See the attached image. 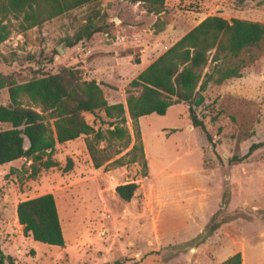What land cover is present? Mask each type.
I'll return each instance as SVG.
<instances>
[{
  "label": "rangeland",
  "instance_id": "rangeland-1",
  "mask_svg": "<svg viewBox=\"0 0 264 264\" xmlns=\"http://www.w3.org/2000/svg\"><path fill=\"white\" fill-rule=\"evenodd\" d=\"M212 14L264 23V0H164L157 15L138 3L96 0L26 30L9 17L10 34L0 43V74L19 81L80 64L75 50L65 48L61 38L71 35L87 17L105 16V22L117 24L128 40L134 32H153L156 18L174 36ZM112 16L119 18L115 24ZM124 45L118 56L131 51L130 60L137 58L140 51L128 42ZM95 54L115 55L114 50L93 51L85 59ZM80 70L90 77L81 64ZM110 76L121 75L115 69ZM202 94L204 100L194 110L212 143L191 125L181 103L163 115L139 118L145 176L137 162L105 167L103 163L94 169L82 135L56 144L49 155L55 165L39 166L33 177L28 158L0 165L3 254L11 257L12 264H217L238 251L241 264H264V144L240 162L227 161L243 154L251 143L264 141V51L241 69L239 77L209 83ZM7 101L6 88L1 87L0 104ZM83 115L93 123L91 114ZM9 127L0 122V130ZM131 180L138 186L126 202L114 187ZM225 188L227 201L222 205ZM45 192L56 204L63 247L24 236L14 216L16 202ZM212 215L222 223L210 235L198 237Z\"/></svg>",
  "mask_w": 264,
  "mask_h": 264
},
{
  "label": "trees",
  "instance_id": "trees-1",
  "mask_svg": "<svg viewBox=\"0 0 264 264\" xmlns=\"http://www.w3.org/2000/svg\"><path fill=\"white\" fill-rule=\"evenodd\" d=\"M94 1L0 0V43L10 34L9 17L18 19L19 28L26 30ZM124 1L141 4L153 15L160 13L164 5V0ZM104 17L97 20L87 17L71 35L61 38L63 46L70 48L96 33H109L112 24L105 22ZM153 28L154 33L161 31L164 22L156 18ZM263 51L264 23L212 14L200 19L131 78L123 89L124 102L108 103L100 82L83 76L78 64L62 65L53 73H42L27 80L16 81L10 74H0V88H6L8 100L0 104V122L10 125L0 130V165L20 157L28 158L31 160L29 176L33 177L39 166L55 165L49 155L56 144L82 135L94 169L103 163L105 167L137 162L141 175L145 176L139 117L151 113L163 115L169 106L181 103L187 107L191 125L198 127L212 143L194 110L204 100L202 92L209 83L219 84L239 77L241 69ZM84 113L93 116V123L85 120ZM263 144L264 141L251 143L243 154L232 155L227 161L240 162ZM42 154L46 155L44 160ZM66 161L69 167L70 159ZM137 186L132 180L117 184L114 191L127 202ZM226 193L225 188L222 205L227 201ZM15 216L24 236L63 247L60 219L50 192L18 201ZM220 223L222 219L216 221L212 215L198 237L210 235ZM0 264H12L11 257L1 249ZM217 264H241L240 253L233 252Z\"/></svg>",
  "mask_w": 264,
  "mask_h": 264
},
{
  "label": "crops",
  "instance_id": "crops-1",
  "mask_svg": "<svg viewBox=\"0 0 264 264\" xmlns=\"http://www.w3.org/2000/svg\"><path fill=\"white\" fill-rule=\"evenodd\" d=\"M109 19L113 21L114 24L119 20L116 16L109 17ZM115 25L113 27L111 25L109 33H96L107 36L105 41L96 39L94 34L89 40H84L82 43H77L71 47L75 50L77 45H82L90 50V54L83 55L82 58H80L82 61L80 64L82 67H85L86 70L88 69L90 73L89 78H93L97 83L100 82L103 96L108 103L124 102L123 89L126 83L186 32L172 36L167 34L166 29H162L156 33L150 30L139 31L132 33L129 39L126 40L125 35L120 34L118 27H115ZM112 28L114 31L111 30ZM126 42L140 51L137 58H134L132 61L130 60V56L132 55L131 51H126L119 56L117 54L118 49L123 48ZM108 50H114L115 55L104 57L101 54H95L91 58L85 59V57L91 55L93 51L101 52ZM154 53L156 54L153 56ZM80 64H78L79 67ZM115 69L119 71L121 76H110V71H114ZM13 210L15 212V205Z\"/></svg>",
  "mask_w": 264,
  "mask_h": 264
},
{
  "label": "built area",
  "instance_id": "built-area-1",
  "mask_svg": "<svg viewBox=\"0 0 264 264\" xmlns=\"http://www.w3.org/2000/svg\"><path fill=\"white\" fill-rule=\"evenodd\" d=\"M76 56L82 58L83 55H88L90 54V50L83 47L82 45H77L75 49ZM102 233V232H101Z\"/></svg>",
  "mask_w": 264,
  "mask_h": 264
},
{
  "label": "water",
  "instance_id": "water-1",
  "mask_svg": "<svg viewBox=\"0 0 264 264\" xmlns=\"http://www.w3.org/2000/svg\"><path fill=\"white\" fill-rule=\"evenodd\" d=\"M23 146H24V148H26L28 146V139L26 137L24 138ZM125 182H130V181H125Z\"/></svg>",
  "mask_w": 264,
  "mask_h": 264
}]
</instances>
